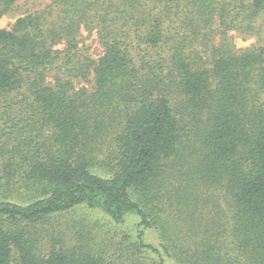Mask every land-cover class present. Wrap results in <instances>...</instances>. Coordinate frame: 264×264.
<instances>
[{"label":"trees","instance_id":"obj_1","mask_svg":"<svg viewBox=\"0 0 264 264\" xmlns=\"http://www.w3.org/2000/svg\"><path fill=\"white\" fill-rule=\"evenodd\" d=\"M16 1L0 0V264H264V0ZM82 207L138 215L141 254L111 261L87 229L70 243Z\"/></svg>","mask_w":264,"mask_h":264},{"label":"rangeland","instance_id":"obj_2","mask_svg":"<svg viewBox=\"0 0 264 264\" xmlns=\"http://www.w3.org/2000/svg\"><path fill=\"white\" fill-rule=\"evenodd\" d=\"M26 0H17L16 4L21 6ZM28 1V0H27ZM43 5L49 0H42ZM24 8L10 10L1 19V26L10 27L12 23L20 16ZM234 42L238 47L250 46L257 42L256 36L234 35ZM88 43L92 44V50L96 54H100L101 49L97 40L93 36L85 37ZM64 222H67L65 227L68 233L70 243L77 242L78 230H91L93 237L97 238V242H107L110 245L109 253L111 261L126 260L130 256H138L141 251H138V222L139 217L134 213L127 214L124 222H115L105 212L99 209H88L85 207L78 208L64 216ZM66 226V225H64ZM144 240L146 243L159 246L158 233L154 229H145ZM128 253V254H126ZM123 255V256H121ZM121 256V257H120ZM132 262V260L130 261ZM168 264H177L173 259H168Z\"/></svg>","mask_w":264,"mask_h":264}]
</instances>
